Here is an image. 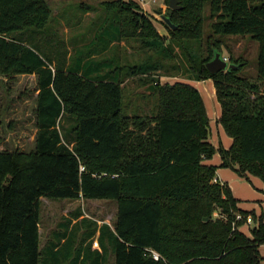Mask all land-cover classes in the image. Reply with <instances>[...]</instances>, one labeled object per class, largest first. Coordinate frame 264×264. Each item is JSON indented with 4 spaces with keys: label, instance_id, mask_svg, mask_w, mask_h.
<instances>
[{
    "label": "trees",
    "instance_id": "16d2710c",
    "mask_svg": "<svg viewBox=\"0 0 264 264\" xmlns=\"http://www.w3.org/2000/svg\"><path fill=\"white\" fill-rule=\"evenodd\" d=\"M178 1L180 9L169 6L166 14L177 26L165 24L167 37L135 0H113L106 6L114 19L109 38L98 48L52 57L38 38L49 33L46 0H0V76L37 78L34 147L0 151V264H80L82 250L73 258L55 255L60 237L41 249L39 230L42 198L80 197L117 203L115 230L100 228L115 264L264 260L263 217L251 213L250 234L234 232L235 213H247L227 185L214 182L218 168L203 164L219 154L222 168L264 184V0ZM227 36L259 43L256 74L245 73L249 62L232 56L236 68L209 72ZM132 76H139L144 90L137 95L150 112L129 113L124 105ZM163 77L186 81L163 84ZM207 80L221 106L217 123L233 140L229 149L210 142L204 98L190 84ZM96 231L92 223L88 237Z\"/></svg>",
    "mask_w": 264,
    "mask_h": 264
},
{
    "label": "rangeland",
    "instance_id": "374dc122",
    "mask_svg": "<svg viewBox=\"0 0 264 264\" xmlns=\"http://www.w3.org/2000/svg\"><path fill=\"white\" fill-rule=\"evenodd\" d=\"M113 0H46L51 10V18L48 24L49 33L43 37H38L42 41L39 43L52 57L56 53L60 55L74 54L78 49L94 47L98 48L102 42L101 38H109L111 23L113 22L112 12L108 11V6ZM141 8V12L152 21L161 36L169 35L165 23L157 12L167 14L169 5L164 0H135ZM210 5L206 3L204 15L206 16V26L209 23ZM107 18H109L107 20ZM103 27V30L101 28ZM101 30V31H100ZM56 34L58 39L52 34ZM95 39L97 41H95ZM223 41L222 57L230 63V57L240 58L248 61L245 73H257L259 43L250 36H227ZM45 43H47L45 45ZM51 46V47H50ZM88 46V47H87ZM124 49V45H122ZM164 72H160V75ZM142 78V77H141ZM139 76H132L125 85L123 93L124 105L129 108V113L137 108H145L150 112L152 106L145 104L141 97L137 95L144 89L139 88ZM183 81L182 78H162V83L173 84ZM212 84V83H211ZM197 89L204 96L205 103L211 114L214 109L221 110L217 99L211 98L210 88L204 89L202 85H196ZM208 87H210L208 85ZM37 95V78L35 75H21L12 78L0 76V151L16 150L30 151L34 147L35 123L34 109L36 106L35 98ZM145 105V106H144ZM65 121L63 126L68 127ZM214 127L216 125L214 124ZM71 130V129H70ZM214 131V136H218ZM218 138V137H217ZM241 184V192H244V181ZM249 183V182H248ZM232 187L236 184L232 183ZM240 185V184H239ZM254 192V191H251ZM254 194V193H253ZM244 198L242 195H239ZM116 203V202H115ZM107 201H80L68 202L42 198L40 201V248L45 249L48 245L52 230L59 229L65 225L67 215L71 216L76 210L80 209L88 218L96 220H106L113 223L116 214V204ZM116 207V208H115ZM68 210V211H67ZM258 211H260L258 209ZM67 214V215H66ZM219 217V212L214 214ZM102 223V222H101ZM256 224L252 226L254 228ZM54 239V237H52ZM264 251V250H263ZM46 254L44 257L48 256ZM53 263V262H51ZM50 264V263H49ZM62 264H68L62 263ZM264 264V262H262Z\"/></svg>",
    "mask_w": 264,
    "mask_h": 264
},
{
    "label": "crops",
    "instance_id": "0c3cea01",
    "mask_svg": "<svg viewBox=\"0 0 264 264\" xmlns=\"http://www.w3.org/2000/svg\"><path fill=\"white\" fill-rule=\"evenodd\" d=\"M190 84L193 85L195 88L196 86L194 84L198 86L202 85L204 89L210 88L211 98L209 97V99L213 100L214 97L216 99V90L214 88V83L212 80L191 81ZM208 85L210 87H208ZM197 90L199 91V89ZM205 105L207 108V112L210 118V124L212 128V138L210 142L215 148H218L220 145H222L225 149H229L232 145L233 140L232 138L228 137L225 134L223 127L217 123L218 119L221 116V110L214 109V112L211 114V112L208 109V105L206 103ZM32 122L35 123V118ZM214 124L216 125V127H214ZM215 130H217L216 133L218 134L217 136L218 138L214 136ZM36 131L37 129L35 128V133L33 136L34 140H35ZM203 164L209 166H215L218 168L217 179L222 184L227 185L231 189L233 197L238 200L237 206L240 210L246 212L247 214L254 213L257 218L263 217L264 219V193H263L264 184L259 178L250 176V180H247L244 178H240L233 170L229 168H222L221 167L222 160L219 154H216L210 160H205ZM242 181H244V192H241L242 187H240L241 184H243ZM232 183L236 184L235 188L232 187L231 185ZM239 195H242L244 198H242ZM64 201L80 203V201H99V200H86L83 199V197H80L75 200H64ZM107 202H112V201H107ZM258 209L260 211H258ZM116 214H117V209H116ZM116 214L112 224L110 222H106V220L101 221L93 218H88L86 215H84V212H82L80 209L76 210L71 216H68L66 214L67 220L65 222V225L63 227H60L59 229H55L51 231L52 237H54V239L56 238L58 239L59 237L61 239L60 242L57 243V246L54 248L55 255L56 256L61 255V257H67V258L72 256L73 258V256L77 255L79 250H82L80 255V264L82 261L83 262L85 261V258L88 255L90 257V260L87 262V264H115V255L108 245L109 238L105 237V239L102 240L100 228L103 225H109L111 230L114 231ZM85 220L88 221L85 222ZM92 223L97 224V231L93 236L88 237L87 231L89 228L90 229L92 228ZM251 228L252 226L250 228L243 227L241 231L244 232L245 234H250ZM39 230H40V225H39ZM52 237H50L49 239L50 244H52L51 241L54 240ZM105 246L106 248H108L107 251L105 249ZM263 250H264V246L260 248V252L262 256H264ZM262 262H264V260H262L260 264H262Z\"/></svg>",
    "mask_w": 264,
    "mask_h": 264
},
{
    "label": "water",
    "instance_id": "95a60500",
    "mask_svg": "<svg viewBox=\"0 0 264 264\" xmlns=\"http://www.w3.org/2000/svg\"><path fill=\"white\" fill-rule=\"evenodd\" d=\"M169 6L172 10L180 9L178 0H170ZM157 13L161 16V19L163 20V22L167 24L171 29L173 30L177 29V26H175L172 23L168 15L166 14L164 15L162 12H157ZM236 67L237 66H235L234 64H231L228 61H226L219 52H217L215 54L214 59L207 64V69L212 74L218 73L220 71L226 72ZM151 88L154 89V86H151Z\"/></svg>",
    "mask_w": 264,
    "mask_h": 264
},
{
    "label": "built area",
    "instance_id": "2783aa9c",
    "mask_svg": "<svg viewBox=\"0 0 264 264\" xmlns=\"http://www.w3.org/2000/svg\"><path fill=\"white\" fill-rule=\"evenodd\" d=\"M226 61H228L226 58H224ZM85 167L81 166V171H84ZM214 182H220L218 179H215ZM221 183V182H220ZM222 184V183H221ZM255 224L253 216L251 214L244 215L241 212H237L234 215V220L232 221V230L234 232L241 231L243 227L250 228ZM98 244V243H96ZM152 254L153 259L159 260L160 255L155 251H150Z\"/></svg>",
    "mask_w": 264,
    "mask_h": 264
},
{
    "label": "flooded vegetation",
    "instance_id": "af4514ba",
    "mask_svg": "<svg viewBox=\"0 0 264 264\" xmlns=\"http://www.w3.org/2000/svg\"><path fill=\"white\" fill-rule=\"evenodd\" d=\"M224 58V57H223Z\"/></svg>",
    "mask_w": 264,
    "mask_h": 264
}]
</instances>
